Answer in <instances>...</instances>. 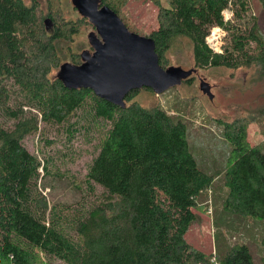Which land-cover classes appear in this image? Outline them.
Listing matches in <instances>:
<instances>
[{
	"label": "trees",
	"instance_id": "obj_1",
	"mask_svg": "<svg viewBox=\"0 0 264 264\" xmlns=\"http://www.w3.org/2000/svg\"><path fill=\"white\" fill-rule=\"evenodd\" d=\"M38 1L0 0V264H256L244 243L229 247L215 263L186 241L197 199L213 181L190 151L186 124L158 106L130 101L138 90L121 108L50 76L59 66L60 42L88 21L63 20L58 0H46L42 13ZM100 1L119 15V0ZM166 1L147 35L162 67L166 54L184 41L198 68L254 67L264 78V39L249 0ZM225 9L232 13L227 21ZM215 25L228 35L220 52L206 42ZM69 60L80 63L78 53ZM39 122H68L70 134H88L86 123L104 127L85 175L88 185L101 186L100 198L49 204L38 186L49 160L23 144ZM248 123L244 117L223 122L232 148L222 208L264 221V153L247 140Z\"/></svg>",
	"mask_w": 264,
	"mask_h": 264
},
{
	"label": "rangeland",
	"instance_id": "obj_2",
	"mask_svg": "<svg viewBox=\"0 0 264 264\" xmlns=\"http://www.w3.org/2000/svg\"><path fill=\"white\" fill-rule=\"evenodd\" d=\"M23 1L26 4L31 2ZM249 1V13L256 17L258 33L264 39V8L258 0ZM38 3L43 13L47 9L46 0H39ZM57 5L63 20L77 21L81 18L71 0H58ZM160 5L167 6V1L119 0V17L134 32L148 35L158 26ZM229 10L223 11L227 19L230 18ZM217 27L214 26V34L206 38L214 52H220L228 40L226 30ZM91 30L93 27L89 22L80 23L71 40L60 42L59 65L70 62L71 52L79 54L83 49L91 50L87 40ZM166 59L164 67H195L197 73L189 82L183 81L160 94L149 88L138 89L130 101L144 107L158 106L173 119L183 121L187 126L189 148L198 167L213 176L210 187L197 199L194 209L196 219L191 223L185 239L192 246L210 254L215 263L229 247L244 243L249 247L255 263L264 264V221L231 214L222 208L227 192L223 174L232 148L224 135L223 122L247 118V140L252 145L258 144L264 153V78H259L254 67L198 68L194 65L190 46L184 41L172 48L166 54ZM58 67L51 71L50 76L56 75ZM199 77L210 83L212 99L199 89ZM77 115H80V111ZM76 117L71 116L69 123L74 122ZM3 120L0 115V121ZM88 125H84V128L88 127V134L84 129L70 134L68 122L62 125L39 122L37 132L23 140L30 153L49 160V173L43 176L38 186L50 205H75L82 200L93 201L101 197V186L88 185L85 175L88 163L97 152L104 127L98 123ZM46 140H51V143Z\"/></svg>",
	"mask_w": 264,
	"mask_h": 264
},
{
	"label": "water",
	"instance_id": "obj_3",
	"mask_svg": "<svg viewBox=\"0 0 264 264\" xmlns=\"http://www.w3.org/2000/svg\"><path fill=\"white\" fill-rule=\"evenodd\" d=\"M93 30L87 34L90 49L78 55L80 63L65 61L55 77L68 89L88 88L121 108L133 90L149 88L160 94L180 85L196 72L179 65L162 67L153 38L131 31L119 15L100 0H71ZM199 89L213 98L210 83L199 77Z\"/></svg>",
	"mask_w": 264,
	"mask_h": 264
},
{
	"label": "built area",
	"instance_id": "obj_4",
	"mask_svg": "<svg viewBox=\"0 0 264 264\" xmlns=\"http://www.w3.org/2000/svg\"><path fill=\"white\" fill-rule=\"evenodd\" d=\"M227 10H229V9H227ZM224 11V10H223ZM229 12H230V16L229 17H231V15H232V13H231V11L229 10ZM223 13V12H222ZM223 16H224V14H223ZM228 19H230V18H228ZM225 16H224V20L225 21H227L228 20ZM215 26H217V25H215ZM214 27V26H213ZM213 27H211V29H210V31H209V34L207 35V37L209 36V35H213L214 34V31H213V29H215V28H213ZM213 28V29H212ZM220 28L221 27H217V29H219L220 30ZM206 37V38H207ZM207 42V41H206ZM207 44H208V42H207ZM209 45V44H208ZM210 47V46H209ZM211 48V47H210Z\"/></svg>",
	"mask_w": 264,
	"mask_h": 264
},
{
	"label": "flooded vegetation",
	"instance_id": "obj_5",
	"mask_svg": "<svg viewBox=\"0 0 264 264\" xmlns=\"http://www.w3.org/2000/svg\"><path fill=\"white\" fill-rule=\"evenodd\" d=\"M197 73V72H196Z\"/></svg>",
	"mask_w": 264,
	"mask_h": 264
}]
</instances>
